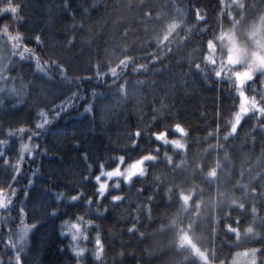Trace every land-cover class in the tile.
Here are the masks:
<instances>
[{
    "label": "trees",
    "instance_id": "1",
    "mask_svg": "<svg viewBox=\"0 0 264 264\" xmlns=\"http://www.w3.org/2000/svg\"><path fill=\"white\" fill-rule=\"evenodd\" d=\"M21 5L20 20H15L10 12L0 13V26L7 23L13 34L20 31L24 34L23 43L41 57L57 60L65 65L66 77L60 75L55 65L48 67L51 78L44 72L37 70L35 61L28 55L23 60L12 53L11 41L0 33V63L7 65L8 74L16 77L14 81H0V138L10 139L6 146L7 154L16 157L21 141L29 143L30 131L21 136H7L11 127L17 129L21 124L26 129L35 131V121L41 119L38 112L41 108L48 113L49 123L40 130L39 137L33 136L30 143L38 145L34 155L26 153L22 162V171L12 187L17 189L16 198L10 209H0V258L8 264L13 256L10 249L5 248V240L12 229L15 238L19 235L22 223L31 224L33 217L42 219V223L35 232L29 230V243L23 253L24 264H76L74 254L67 247L70 240L60 235L62 220L75 219V214H87L85 219L91 218L99 225L102 240L105 243L103 253L104 264H170L176 257L174 247L170 244L174 240V230L161 229L167 225L174 215L184 219H196L192 211L185 212L178 202L168 204L165 199L157 197L152 203V218L149 220L145 210H140L138 227L145 235L140 238L137 233L127 231L133 222L137 206L143 202L147 204L150 187H154V177L159 175L161 182L182 186L185 190L197 187V198L203 196V203L199 209L200 216L195 226L196 242L200 247L207 248L212 239V217L223 218L225 211H230L231 199H251L245 197L237 187L240 180L239 172L243 169L245 176L241 183H248L257 171L256 161L261 158L264 146V132L255 128L254 118L249 116L242 121V127L232 139L220 143L223 148L215 149V138L207 139L209 128H215L218 110L222 117L227 118L234 111L233 103L238 104V95L233 85L227 81L221 82L211 75L207 79L189 66V56L202 58L201 46L215 32L219 34L220 25L230 27L228 18L219 17V0H15ZM232 0H226L231 3ZM249 3L259 4V0H248ZM7 0H0V6ZM194 5L207 13L203 21H198ZM151 10V15L145 13ZM159 17V18H158ZM176 19L180 23L178 32L173 35L170 55L162 57L160 63H151L150 53L157 48L152 37L161 31L162 22ZM207 26V27H206ZM127 29V35H125ZM203 30V34H201ZM40 34L42 43H37L32 37ZM183 38V39H181ZM126 53L135 57V63H147L148 70L139 74L132 73L131 67L127 72V94L119 93L115 86L106 81L92 79H77L91 76L94 65L99 60L116 62L121 57L125 47ZM235 56L243 60L254 59L256 50L249 44L247 52L235 51ZM162 68V70H160ZM137 81H142L138 83ZM254 87L259 93L260 78L248 86ZM92 89L96 90L95 98ZM77 93L75 99L71 94ZM61 101H71L66 110L53 108ZM93 102L91 112H85L84 105ZM153 109L169 116L168 119L178 117L189 129V147L187 156L175 155L171 147L168 151L173 154L174 161L184 160V163L174 171L165 162L150 165L146 179H141L131 186L121 184L119 192L124 194L121 202H109L116 190H110L103 204L108 205V211L103 217L95 213L96 204L91 208L84 205V201L71 202L68 197L78 188H83L88 195H92L94 186L91 180L83 177L88 173L89 164L93 165L92 174L98 170L101 160L106 167L114 166L110 157L118 155L120 151L129 152L135 156L139 145L134 149L122 148L129 139V133L137 126L144 128L150 124L154 115ZM60 111L58 117L53 111ZM163 122L157 121L159 127ZM223 120H221V124ZM264 123V121H261ZM226 131L221 128L220 136ZM255 136V141L252 140ZM79 141V146L75 143ZM141 143L150 144L147 137L141 136ZM213 145L209 150L208 146ZM163 148L161 155H163ZM228 153L225 159L224 152ZM87 152L88 159L81 154ZM220 159L222 168L218 178L210 185L205 179V173L214 160ZM202 164L203 169L198 165ZM264 167V163L260 165ZM251 168V172L247 171ZM11 168L5 169L0 161V186H6L4 181L9 179ZM32 180L31 185L28 184ZM264 181H254L257 186ZM227 195L216 196V185ZM142 187V191L137 189ZM204 191L200 194L199 189ZM29 195L25 199V189ZM259 192V187H258ZM63 193L59 201L56 195ZM259 199V197H257ZM23 201L27 218L21 221L18 216L20 202ZM194 204V201H193ZM58 208L56 216H50L51 208ZM259 207V204H258ZM235 214V213H234ZM264 214V209H262ZM96 228L89 230L93 238ZM257 232L264 233V228L257 225ZM232 237L225 236L223 225H220L215 237L216 253L220 258L242 250L245 247L256 246L250 236L241 233L240 244L237 248H230L228 241ZM61 245H65L61 249ZM123 251V256L118 255ZM191 256V253H186ZM264 261V255L261 256ZM82 264H94L93 253L87 249ZM188 264H197L190 259Z\"/></svg>",
    "mask_w": 264,
    "mask_h": 264
},
{
    "label": "snow or ice",
    "instance_id": "2",
    "mask_svg": "<svg viewBox=\"0 0 264 264\" xmlns=\"http://www.w3.org/2000/svg\"><path fill=\"white\" fill-rule=\"evenodd\" d=\"M66 3V0H65ZM221 5L219 10V17L221 20L226 16L228 18L230 27L225 28L223 23L220 25L219 34L215 32L212 37L206 41V45L201 46L202 58L189 56L187 58L189 66L200 72L205 79L211 75L213 78L224 82L231 83L238 95V104L233 103L232 111L227 118L221 116L219 110L217 113V123L215 128H209L206 135L207 139L215 138V149L217 151L223 148L220 143L221 138L227 142L237 134L238 129L242 127V121L248 119L249 116L254 118L253 131L255 128H259L264 132V64H258L254 59L243 60L235 56L234 50H239L241 53L247 52L248 45L250 44L257 52L264 53V0H259L257 3H249L248 0H232L231 3H226V0H219ZM194 12L198 21H203L206 18L207 13H201V9L194 5H189ZM21 5L15 0H7L0 6V13L10 12L15 20H20L19 16ZM146 16L151 15V10L145 13ZM159 18V17H158ZM180 27V23L176 19H170L166 23L162 22L161 31L155 33L152 39L155 40L157 48L151 53V63H160L162 57L166 58V55H170L172 49L169 45L172 43V37L175 35ZM207 27V26H206ZM127 29H125V35H127ZM0 33L7 36L8 41H11L12 53L18 55L21 60L26 55L30 56L34 61L37 70L44 72L51 78V73L48 72V67L55 65L62 77H66V69L63 63L51 58L42 60L41 57L30 48L27 43H23L24 34L20 31H10L9 25L5 23L0 26ZM203 34V30L201 32ZM38 44L42 43L40 34H35L32 37ZM183 39V38H181ZM129 48L126 46L121 57H118L116 62L107 60L106 62L97 61L94 65V70L91 76L79 77L77 79H92L106 81L110 86H115L117 91L122 95L127 94L128 76L126 75L129 68L131 72L139 74L140 72H146L148 70L147 63H135V57L126 54ZM162 70V68L160 69ZM259 76L261 91L257 93V90L252 87L250 91L253 93L249 95L248 86L255 83L256 78ZM243 77V78H241ZM16 77L8 74L7 65L0 63V81L7 83V81H14ZM141 83L142 81H137ZM77 93L71 94L75 99ZM92 95L95 98L96 90L92 89ZM71 101H61L59 105L53 106V108H60L61 111L66 110ZM94 104L92 101L84 105L85 112H91ZM154 115L150 118V124L144 128L137 126L132 132L129 133V139L122 148L134 149L139 145V149L136 155L130 156L129 152L120 151L118 155L110 157L114 166L106 167V162L101 160L97 165V171L92 174L93 165L89 164L88 173L83 177L85 181L91 180L94 186L92 195H88L83 188H78L68 200L71 202L84 201V205L87 208H91L92 204H96L95 213L98 217H103L108 211V205H104L101 209L100 205L110 190H116V194H113L109 198V202L113 205L117 202H121L124 199V194L119 192L121 184L131 186L138 180L146 179L149 172L150 165L159 164L161 161L165 162L166 166L170 170H175L180 167L184 160L179 162L174 161V156L168 149L171 147L175 155L182 157L187 156V150L189 147L188 135L190 129L181 121L178 117H171L158 112L157 109H153ZM61 114L60 111H53V116L58 117ZM38 116L41 118L35 121V131L26 129L24 124H21L19 128H9L7 130V136L10 138L13 135L21 136L26 130L32 132L29 135V143L21 141L19 152L16 157H10L7 154L6 146L10 143V139L0 138V161H2L5 169L11 168L9 173V179L4 181L6 186H0V209L7 211L10 209L16 198L17 189L12 187V184L17 180V176L22 171V162L25 153L32 157L34 155V149L38 148V145L30 143L33 136L39 137L40 130L49 123L48 113L45 109L41 108L38 112ZM163 123L159 127H155L157 121ZM221 120L223 123L221 124ZM226 129L223 133V137L220 136L221 128ZM145 136L150 141L147 146L141 143V136ZM253 142L255 136L252 135ZM79 146V141H75ZM163 148V155H161V149ZM209 150L213 148V145L208 146ZM82 158L87 160L88 153L81 154ZM225 159L228 157V153L224 152ZM264 163V146L261 150V158L256 161L257 171L254 176L250 177L248 183H241L245 176V171L242 169L239 172L240 180L236 182V187L245 194V197L251 195V199H231L229 203L230 211H225L223 218L220 216L212 217L210 245L207 248H196L193 250V240L197 239L195 236V226L199 219V209L203 203V196L197 198V187H193L185 190L182 186L173 185L171 183H163L159 175L154 177V187H150V194L145 197L147 204L141 202L135 210L133 216V222L128 227L127 231L131 233H137L140 238H143L145 233L141 232L138 227L140 219V210H145L146 217L151 220L152 218V203L157 197L165 199L168 204L178 202L181 209L185 212L192 211L193 216L196 219H188L185 223L179 214L170 218L167 225H161V229L174 230V240L170 244L174 247L176 257L170 260V264H188L189 260H196L197 264H264L261 260V256L264 255V233L257 232L256 227L259 225L264 228V182L259 183L257 186H253L254 181H264V167L260 165ZM203 169V165H198ZM222 168L221 160L216 159L208 167L204 174L205 179L211 185L213 181L218 178V174ZM247 171L251 172V168ZM33 181L30 179L28 184L31 185ZM259 187V192H258ZM143 189L138 188L137 191L141 192ZM204 189H199L202 194ZM29 195V190L25 189V199ZM227 194L221 190L219 184L216 185V196L225 197ZM63 193L56 195L57 201L61 199ZM259 197V199H257ZM194 201V204H193ZM259 204V207H258ZM59 212L58 208H51L49 215L56 216ZM235 213V214H234ZM18 216L21 221L27 218V212L24 207L23 201L20 202L18 208ZM87 214H75V219L69 222L68 220H62L60 223V235L70 233V242L67 247L74 254L76 264H82L84 255L87 252L86 246H81L78 242L82 238L87 241L89 238V230L95 227L97 230L94 233L93 240L94 245L92 249L94 264H104L103 253L105 249V243L101 237V231L99 225L91 219H85ZM42 223V219L33 217L31 224L22 223L19 235L13 237L12 229L7 231L9 235L5 240V248L10 249L13 252V256L9 258L8 264H24L23 253L26 250V246L29 243L27 239L29 230L35 232L37 227ZM223 225L224 235L232 237L228 241L230 248H237L240 244L241 233L245 236H250L252 241H259V243H253L256 246L245 247L242 250H238L231 253V259L229 260L227 255L222 259L216 253L215 237L218 235L220 225ZM61 249L65 245L60 246ZM191 252V256L186 253ZM125 253L121 251L118 255L123 256ZM0 264H5V261L0 258Z\"/></svg>",
    "mask_w": 264,
    "mask_h": 264
},
{
    "label": "rangeland",
    "instance_id": "3",
    "mask_svg": "<svg viewBox=\"0 0 264 264\" xmlns=\"http://www.w3.org/2000/svg\"><path fill=\"white\" fill-rule=\"evenodd\" d=\"M237 51V50H234V52ZM235 54V53H234ZM255 56H256V59H257V62L258 64H264V53H260V52H257L255 53ZM236 57L239 58L236 54ZM241 59V58H239ZM243 78V77H241ZM70 222V221H69ZM63 236H67L70 240V233L69 234H65ZM81 246H86L87 249H90L92 251L93 249V245H94V240L93 238H91L90 234H89V238L87 241H84L82 238L80 239V241H78ZM196 248H201L198 243L196 242V240L194 239L193 240V250H195ZM191 253V252H190Z\"/></svg>",
    "mask_w": 264,
    "mask_h": 264
}]
</instances>
